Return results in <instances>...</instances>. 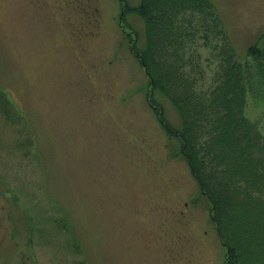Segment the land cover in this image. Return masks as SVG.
I'll return each mask as SVG.
<instances>
[{"label":"rangeland","instance_id":"obj_1","mask_svg":"<svg viewBox=\"0 0 264 264\" xmlns=\"http://www.w3.org/2000/svg\"><path fill=\"white\" fill-rule=\"evenodd\" d=\"M209 1L0 0V264H226L211 204L132 51L148 48L138 11L154 6L178 34L164 55L193 92L210 94L231 63L251 74L264 0ZM256 95L246 111L261 124Z\"/></svg>","mask_w":264,"mask_h":264},{"label":"trees","instance_id":"obj_2","mask_svg":"<svg viewBox=\"0 0 264 264\" xmlns=\"http://www.w3.org/2000/svg\"><path fill=\"white\" fill-rule=\"evenodd\" d=\"M190 2L214 8L209 0ZM170 9L179 12L186 8L172 5ZM138 12L152 35L147 50H138L136 45L132 49L154 92L149 104L167 135L180 142L181 157L211 204L227 251L226 264H264V122L252 121L246 111L251 88L264 106V40L248 50L255 64H246L245 69L254 67V72L246 75L241 64L231 63L221 84L203 97L193 92L177 61L164 55L167 42L174 50L178 48L173 21L170 17L162 21L167 10L153 6ZM121 25L125 27L122 20ZM158 92L169 97L178 111L181 128L167 118Z\"/></svg>","mask_w":264,"mask_h":264}]
</instances>
